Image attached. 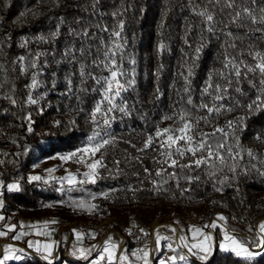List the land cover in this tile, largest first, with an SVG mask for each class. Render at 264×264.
Wrapping results in <instances>:
<instances>
[{"label": "trees", "instance_id": "obj_1", "mask_svg": "<svg viewBox=\"0 0 264 264\" xmlns=\"http://www.w3.org/2000/svg\"><path fill=\"white\" fill-rule=\"evenodd\" d=\"M205 2L192 0L201 6ZM191 6L189 0H0V161H4L0 164V180L6 199L2 208L5 222L19 217L39 221L57 217L66 209L72 212V220L90 222H97L101 215L116 216L128 222H146L176 214L199 218L205 224L212 216L224 214L225 223L230 228L249 233L252 237L247 226L264 217V175H261L264 172V142L255 139L257 134L264 137V111L248 112L246 107H238L212 120V127L200 125V131L212 132L215 126H224L229 120L245 117V127L238 133L239 140L243 148L251 149L256 158H249L245 152L234 179L226 168L212 178L201 171L199 182L188 185L182 180L180 188L169 182L163 185L167 191L155 192L152 181L158 179L155 172L163 165L154 162L152 158L157 153L151 149L143 153L138 151L147 136L154 132V125L164 114L171 113V106L178 98L171 85L177 82L179 87L181 65L185 59L191 63L195 57L194 48L200 42V28L205 25L191 11ZM117 11L122 15L114 17L112 14ZM215 11L219 13V7ZM120 19L124 20L123 35L128 41L126 52L136 60V85L123 94L131 109L130 115L114 113L116 119L112 122L111 131L117 142L104 153L107 170L99 169L102 178L95 184H77L68 191V183L63 186L59 175H55L59 164L50 167L54 170L51 173L49 169L38 171L35 165L42 159L83 148L94 130L89 113L100 100V94L91 89L98 86L89 80L86 85L89 91L79 92V76L76 75L73 77L75 95L68 92L66 77L78 65L70 64L63 53L66 46L75 44L79 47L80 40L69 32L70 29L77 32L87 29L97 37L107 39L108 33L101 32L100 28L107 26L111 29ZM188 22L196 25L190 37L192 48H187L183 42ZM57 30L59 34L53 39L51 34ZM40 36L46 40H39ZM224 39L219 32L216 35L205 33L206 46L194 69L193 99L196 102H199L200 89L210 70L221 67ZM24 40L28 44L22 48L20 45ZM98 42V39L88 42L93 44V52ZM253 42L264 50V39ZM160 43L166 44L167 50L160 52ZM181 49L188 52L187 57ZM38 53L47 54L39 57L38 68H27L21 73L18 58L24 56L23 63L27 65ZM161 64L164 67L157 80L154 73ZM132 67L126 57L124 68L130 70ZM37 71L40 73L37 76L40 86L32 89L31 78ZM96 74L101 75L100 72ZM102 74L107 75L106 72ZM157 85L164 95L150 103ZM242 87L247 96L241 97V102L246 105L257 92L249 88L247 82ZM29 95L37 99L38 104H30ZM12 99H15V104ZM138 100L142 103H137ZM29 115L32 132L27 131ZM199 115L205 113L201 111ZM56 121L60 122L58 126ZM172 123L171 120L164 121L160 127ZM99 156L97 153L96 158ZM133 157H140L142 163ZM116 161L121 162L118 167ZM144 167L151 170V175L145 174ZM32 175H39L42 180L29 181ZM225 175L230 179L220 185L217 181ZM45 180L48 183H44ZM13 183L20 185L18 191H8L7 185ZM216 187H221L222 191H216ZM61 188L63 190H59ZM182 188L190 190L181 194ZM81 201L85 203V213L78 209ZM91 205L97 207L92 209ZM115 223L113 221L111 227H115ZM66 233L64 231V235ZM241 239L248 241L244 237ZM66 240L65 237L63 250L52 264H92L95 256L83 260L66 255ZM178 251L180 253L181 250ZM7 264H48V261L30 252L23 259L11 260ZM187 264H264V255L248 261L218 247L211 260L188 257Z\"/></svg>", "mask_w": 264, "mask_h": 264}, {"label": "snow or ice", "instance_id": "obj_2", "mask_svg": "<svg viewBox=\"0 0 264 264\" xmlns=\"http://www.w3.org/2000/svg\"><path fill=\"white\" fill-rule=\"evenodd\" d=\"M189 3L192 5L191 11L205 25V27L200 28V42L194 48L195 57L191 63L185 59L181 65V70L178 73L179 87H177V82H173L171 85L178 97L177 101L171 106V113H166L161 117V120L154 125V132L147 136L143 147L138 149L141 153L147 152L149 149L156 152L157 156L152 159L155 163L163 165L155 172V176L158 179L152 181L155 192L167 191L163 185L169 182H174L177 188H180L182 180L188 185L199 182L201 171L206 172L212 178L226 168L228 172L233 174L232 179H234L237 175V169L240 167V161L244 159L245 152L249 158H256L252 150H245L239 140L238 133L242 132L245 127V117L229 120L224 126H215L212 132L200 131V125L204 124L212 127V120L226 112H232L238 107H246L248 112L264 111V50H260L257 44L253 42L264 39V0H206L203 6L192 3V0H189ZM216 7H219V13L215 11ZM112 15L117 17L121 16L122 13L117 11ZM218 16L223 18H218ZM97 27L99 28V25ZM195 27L196 25L192 22H188L185 25L183 42L187 48H192L190 37ZM241 30H243V35H241ZM100 31L108 33L107 39L97 37L96 33H90L87 29L81 32L70 29V35L80 37L79 47H76L75 44L66 46L63 53L64 59L70 64L78 65V68L66 77L68 92L75 95L73 77L78 75L80 82L79 92L89 91L86 85L91 80L98 86L93 87L91 91L100 94V100L96 102L89 113L90 123L94 126V130L87 138L86 145L76 152L59 156V159L65 162L77 157L76 163L84 164L88 169V171L83 173V179L81 180H77V177L71 173L60 178L62 183L67 181L70 186L68 191H72V186L77 184H95L97 179L102 178L100 177L99 169L107 170V166L104 163V153L109 147L115 146L117 142L116 135L111 131L112 122L116 119L114 113L119 112L127 116L130 115L131 111L127 98L123 94L134 89L136 85L134 67L136 60L126 52L128 41L123 35L124 20H118L117 25L111 29L104 26L100 28ZM218 32L225 38L221 67L210 70L200 89L199 102H196L193 99V77L195 75L196 61L199 60L200 54L206 46L204 43L205 33L216 35ZM257 33L259 34L258 36L256 35ZM58 34L57 30L51 36L54 39ZM38 39L44 41L46 37L40 36ZM97 39L99 42L95 45V52H93V44L88 42L96 41ZM246 40L248 41L247 44H245ZM237 41H239V44ZM27 44L28 41L24 40L20 47L25 48ZM158 48L160 52H163L167 50L168 46L160 43ZM181 51L185 57L188 56V52L184 49H181ZM41 55L47 54L38 53L27 65L23 63L26 58L20 56L18 58L20 72L24 73L27 68L37 69V62ZM52 55H55V53H52ZM126 57L127 62L133 66L130 70L124 68ZM163 67V64H161L154 73L157 80H159ZM97 72H100L101 75H97ZM104 72L107 75H103L102 73ZM39 74V71H37L32 75L30 84L32 89L40 86V82L37 79ZM257 77L259 78L258 82ZM244 82H247L249 88L255 89L257 92L255 98L250 99L246 105L241 102V97L247 96V92L242 87ZM163 95L164 93L157 85L153 93V99L149 102L155 103ZM11 102L13 104L16 103L15 99H12ZM28 102L32 105L38 104V100L31 95L28 97ZM137 103H142V101L138 100ZM79 110L83 111V109ZM201 111L205 115H199ZM28 120L30 123L27 131L32 132L30 115ZM169 120L173 121L171 125L160 127V123ZM55 123L57 126L60 124L59 121ZM72 123L74 124L75 122L73 121ZM255 139L264 142V137L259 134H257ZM230 140L234 141V143L230 142ZM132 147H135V145H132ZM85 153L88 154L91 162L85 161ZM97 153L100 154L99 158H96ZM133 159L142 163L140 157H133ZM185 160L187 161L186 163L182 162ZM2 163L4 161H0V164ZM115 163L118 167L121 162L116 161ZM48 171L51 173L54 170L49 169ZM144 172L147 175H151V170L148 167H144ZM261 175H264V172H261ZM229 179L225 175L223 179H218L217 182L220 185H224ZM41 180L42 177L39 175L29 177V181ZM44 183H48V181L45 180ZM2 184L3 182L0 181V185ZM19 188L20 185L16 183L7 185L8 191H18ZM180 190L181 194H183L189 191L190 188H182ZM215 190L222 191V188L216 187ZM2 206L3 202L0 201V207ZM80 207H84L83 201L80 202ZM90 207L95 209L97 206L91 205ZM4 219L3 216H0V220ZM217 219L224 220L225 218L219 216ZM52 223H55V221H52ZM5 227L7 231L0 230V236H7L8 232L14 231L16 226L5 225ZM203 228L215 229L217 228V223L213 221L211 224L204 225ZM203 228L192 227L191 229L194 240L197 237H202L197 242L189 244L183 235L179 236V240L189 254L206 261L213 253V237L210 233L204 232ZM257 228L255 247L259 250H253L251 242L238 239L227 231L224 232L223 242L219 245L220 250L231 252L236 257H241L248 261H253L257 256L264 255V222H260ZM249 230L253 231L251 228ZM140 231L143 232L144 230L141 229ZM172 231L175 232L176 229L173 228ZM24 234L15 235L13 239L19 240ZM77 235L79 236L80 234L77 233ZM92 235L95 234L93 233ZM162 239L170 238L161 237L157 233L155 237L157 249H159ZM28 247H33L31 241L28 242ZM35 247L36 252L40 253L41 246L38 242ZM42 247L44 250L43 259L48 261V264H52L50 257L53 256V246L44 244ZM117 247L118 245L112 240V237H108L98 258L94 259L92 264H101V262H105V264H125L126 261H129V257L126 254L117 256ZM167 247L173 252L177 251L176 248H173L172 243H168ZM146 248L147 245L145 248L138 249L132 253L137 260L143 261V264H149L150 253L145 250ZM23 252V248L17 249L12 245H7L4 248L0 264H6L8 260L23 259L22 255H17V253ZM80 254L84 259H88V256L91 255V250L82 249ZM178 262L187 264L188 255L177 253L176 255L168 256L166 259L159 260V264H178Z\"/></svg>", "mask_w": 264, "mask_h": 264}, {"label": "crops", "instance_id": "obj_3", "mask_svg": "<svg viewBox=\"0 0 264 264\" xmlns=\"http://www.w3.org/2000/svg\"><path fill=\"white\" fill-rule=\"evenodd\" d=\"M16 184H18V183H16ZM0 201L3 202V206L0 207V216H3L5 218V214L2 212V208L4 207V205L6 203L4 190H3V184L0 185ZM170 216L177 218V216H179V215L170 214V215L164 216V218H167ZM164 218L162 217V219H164ZM179 218L180 219H177V221L174 220V218H173L172 220L169 219V220H165V221H161V220H156L155 222L146 221V223L144 224V225H150L149 228L152 231L154 230V228H157V232L159 229H162L158 232V234L161 237L170 238V239H162L160 242L159 249H157L156 244H155V237L156 236L151 239L149 246L146 248V250L149 251V253H150L149 264H159V260L162 258L156 257V256L154 257V254H155L154 249H155V251H161L164 242L172 243L173 248L177 249L176 252H173L170 249L169 256H171V255H176L179 252L178 251L179 249L181 250L180 253L186 254L178 246V242L181 243V241L179 240V236L183 235L186 238V242L189 244L195 243V242H197V240L202 239V237H197L196 240H194L192 237V232H191L192 227L203 228V224L200 223L199 218L198 219L196 218L195 220H191L192 222L185 221V220H189L186 217L179 216ZM183 219H185V220H183ZM213 219L215 220V219H217V217L214 216ZM217 220H219V219H217ZM46 222L47 221H45V219L39 220V221H33L27 217L14 218V219H11L7 222H5L4 220H0V230L7 231L5 225H15L16 226L15 230L8 232L7 236H0V259L3 258L4 248L7 245H12L14 248H17V249L23 248L24 249L23 253H17V255H22L23 258L25 257L26 254L33 252V253H36L37 255H39L43 259L44 250H43L42 246L44 244H50L53 246L52 247L53 256L50 257V259L52 260V262H54L57 259V257L59 256V247L61 246L63 237H66V239H67L66 245H65L66 246V249H65L66 255H68L72 258H75V259L88 260L95 254V257L93 259H96V258H98V255L104 246L105 240L108 237H112V240L115 241L118 245L117 253H116L117 256L126 254L129 257L130 264H143V261L137 260L135 256L131 255V253L128 249V246L125 244L124 239L120 235L119 231H113L112 230V231H110L109 235L107 233L108 236L107 235L103 236L101 238V244H102L101 246L102 247L97 252L96 249L99 248L100 245L98 244L97 241H95V236L92 235L93 233L96 235L97 231H85V230L82 231L80 229L79 230H72V229L66 228L67 233L65 234L66 235L65 236L64 235V231H65L64 230V224H60L62 226L57 227V226H55V224H51L50 220L47 222V224H46ZM260 222H264V217L259 218L258 222L253 224V231L249 230V232L251 234H254L256 238H257V232H258L257 226ZM58 223L59 222H57V224ZM173 228L176 229L175 232H172ZM203 231L206 233H210L213 237V253L208 258V260H210L211 257L213 256L214 252L216 251V248L219 247L221 242H223V236H224L225 231H223V229H219V231L217 232L219 234L218 238H217L216 231L215 230L213 231L212 228H203ZM227 232L231 235H235L238 239H241V237L247 238L248 241L251 242L252 249L257 250L255 245H253V243H252V240H251L252 237L250 236L249 233H246L248 235V237H246V236H243L242 234H239V233H243V232L232 231L230 229ZM20 233H25V234L22 235L19 240H14L13 236L19 235ZM77 233H79L80 235L78 236ZM171 236H173V238ZM29 241H31L33 243L32 248L28 247ZM37 242L41 246V252L40 253L36 252L35 246H36ZM82 249L91 250V255L88 256V259H84L81 256L80 253H81ZM73 253H75V254H73ZM187 255H189V254L187 253ZM130 256H131V258H130ZM194 257H196V256H194ZM196 258L198 259V257H196ZM13 260H15V259H13ZM9 261H11V260L6 261V264ZM129 261H126L125 264H129Z\"/></svg>", "mask_w": 264, "mask_h": 264}, {"label": "rangeland", "instance_id": "obj_4", "mask_svg": "<svg viewBox=\"0 0 264 264\" xmlns=\"http://www.w3.org/2000/svg\"><path fill=\"white\" fill-rule=\"evenodd\" d=\"M76 151H74V152H76ZM67 154H69V153H67ZM67 154H65V155H67ZM76 159H77V157H73L71 160L65 162V161H61L59 159V156H57V157L56 156L49 157V158L42 159L38 164H36L35 165V169H37L38 171H44V170L46 171L47 169H50V167L53 168V167H55V165H58L59 164L58 166H56L57 167V170L55 171V175H59V177L61 178V177H65L69 173H71V174H73V175H75L77 177V180H81V179H83V173L85 171H88V169H87V167L84 164L76 163ZM84 159H85L86 162H91V160L88 157V154H86V153L84 154ZM66 184H67V181H63L62 185L63 186H66ZM85 184H87V183H85ZM84 207H78V209H80L79 211L82 212V213H85V208ZM71 213L72 212H70L69 209H66V211H63L57 217H51L50 216V217H46L44 219L47 222L50 220L51 224H55V226H57V227L62 226L60 224H64V230L65 231H66V228H69V229H72V230H79L80 229L82 231H84V230L85 231H97L96 232V235H94L95 236V241H97L98 244L100 245V247L96 249L97 252L102 247L101 246L102 245L101 244V238L103 236L107 235V233L109 235L110 234V231H112V230L113 231H119L121 233L123 230L127 229L130 225H141L142 226V225H144L146 223L144 221H137V222L132 221V222H128L127 220L121 219V218H117L116 216L106 217V216H102V215L99 217V220L97 222H90V221H84V220H72L71 219V215H72ZM214 216L217 217V218L219 216H223L225 218L224 214H219V215H214ZM214 216H212V218H210L209 220H207L205 224L201 223V221H200V223L203 224V226H204V225L211 224L213 221H216L217 228L213 229V231L215 230L216 233L219 231V229H223V231H229V229L232 230V231H237V230H234V229L230 228L225 223V219L224 220H217V219L214 220L213 219ZM173 218L176 221H177V219H180L179 216H177V218L170 216V217H167V218H164V219L157 218V219H155V221L156 220L165 221V220H169V219L172 220ZM188 219L189 220H185V219H183V220L188 221V222H192L191 220H195V219H192L190 217ZM52 221H55V223H52ZM58 221H59V223L57 224ZM113 221L116 222L115 223V227H111V225H113L112 224ZM155 221H153V222H155ZM253 224H249L247 227L249 229L250 228L253 229ZM218 236H219V234L217 233V238H218ZM171 237L173 238V236H171ZM64 238L65 237L62 238V243H61V246L59 247V253L63 250L62 245L64 244V242H63V239ZM256 239L257 238L255 237V235L252 234V239L251 240H252L253 245H255ZM190 255L191 254H189L188 257H190ZM94 256H95V254L92 257H94ZM191 256H193V255H191ZM154 257H155V254H154ZM130 258H131V256H130ZM160 258H162V257H160ZM104 263L105 262H101V264H104Z\"/></svg>", "mask_w": 264, "mask_h": 264}, {"label": "built area", "instance_id": "obj_5", "mask_svg": "<svg viewBox=\"0 0 264 264\" xmlns=\"http://www.w3.org/2000/svg\"><path fill=\"white\" fill-rule=\"evenodd\" d=\"M153 221H155V219ZM149 226L150 225H142V226L141 225H130L127 229L123 230L120 233V235L124 239L125 244L128 246V249L131 255L133 252H136L138 249L145 248L146 245L148 247L151 239L154 238L160 230H162V229H159L157 232V228H154V230L152 231L150 230ZM141 229H143L144 231L141 232L140 231ZM145 233H147V235H145ZM167 245L168 243L164 242L161 251H155L154 249L155 256L166 259L169 256V252H170V249L167 247ZM178 246L181 249H183L184 252H186L187 254V249L184 248L180 242H178Z\"/></svg>", "mask_w": 264, "mask_h": 264}, {"label": "water", "instance_id": "obj_6", "mask_svg": "<svg viewBox=\"0 0 264 264\" xmlns=\"http://www.w3.org/2000/svg\"><path fill=\"white\" fill-rule=\"evenodd\" d=\"M257 222H258V220H257L255 223H257ZM239 234H242L243 236L248 237V235H247L246 233H239ZM217 248H218V247H217ZM217 248H216V249H217ZM215 254H216V251L214 252V254H213V256L211 257V259L214 258ZM190 257L193 258V259L199 260V259H197V258L194 257V256H190ZM211 259H210V260H211Z\"/></svg>", "mask_w": 264, "mask_h": 264}]
</instances>
